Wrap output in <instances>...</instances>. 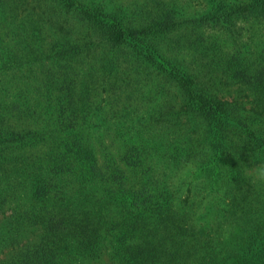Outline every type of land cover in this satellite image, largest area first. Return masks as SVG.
Listing matches in <instances>:
<instances>
[{
  "label": "rangeland",
  "instance_id": "1",
  "mask_svg": "<svg viewBox=\"0 0 264 264\" xmlns=\"http://www.w3.org/2000/svg\"><path fill=\"white\" fill-rule=\"evenodd\" d=\"M262 162L264 0H0V264H264Z\"/></svg>",
  "mask_w": 264,
  "mask_h": 264
},
{
  "label": "trees",
  "instance_id": "2",
  "mask_svg": "<svg viewBox=\"0 0 264 264\" xmlns=\"http://www.w3.org/2000/svg\"><path fill=\"white\" fill-rule=\"evenodd\" d=\"M108 34L112 40L117 41V42L124 41V38L126 37L125 32L121 28L114 29L113 26H111V28L108 29ZM187 89L189 91V88ZM197 106H198V109L205 111L209 115L211 114H215L216 116L222 115V112H223V109L219 104H215V103L212 104V102L209 101L205 97L199 98V100L197 101ZM184 230H186V228Z\"/></svg>",
  "mask_w": 264,
  "mask_h": 264
},
{
  "label": "clouds",
  "instance_id": "3",
  "mask_svg": "<svg viewBox=\"0 0 264 264\" xmlns=\"http://www.w3.org/2000/svg\"><path fill=\"white\" fill-rule=\"evenodd\" d=\"M254 174L257 178L264 179V162L254 170Z\"/></svg>",
  "mask_w": 264,
  "mask_h": 264
}]
</instances>
